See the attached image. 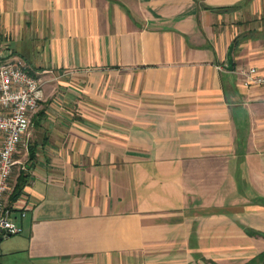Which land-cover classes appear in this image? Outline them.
<instances>
[{"label": "crops", "instance_id": "0c3cea01", "mask_svg": "<svg viewBox=\"0 0 264 264\" xmlns=\"http://www.w3.org/2000/svg\"><path fill=\"white\" fill-rule=\"evenodd\" d=\"M15 61L44 99L0 264H264V87L239 75L264 0H0Z\"/></svg>", "mask_w": 264, "mask_h": 264}, {"label": "built area", "instance_id": "2783aa9c", "mask_svg": "<svg viewBox=\"0 0 264 264\" xmlns=\"http://www.w3.org/2000/svg\"><path fill=\"white\" fill-rule=\"evenodd\" d=\"M27 69L23 61L0 64V236L4 238L23 233L8 198L15 155L29 131L31 115L44 99L42 84ZM239 75L248 88L264 87V72L257 68L243 69Z\"/></svg>", "mask_w": 264, "mask_h": 264}, {"label": "trees", "instance_id": "16d2710c", "mask_svg": "<svg viewBox=\"0 0 264 264\" xmlns=\"http://www.w3.org/2000/svg\"><path fill=\"white\" fill-rule=\"evenodd\" d=\"M24 184H25V178L21 176L13 192V198H14L13 200L17 199L22 194ZM260 258L262 261H264V255L260 256ZM254 262H256V260H254L253 263Z\"/></svg>", "mask_w": 264, "mask_h": 264}, {"label": "water", "instance_id": "95a60500", "mask_svg": "<svg viewBox=\"0 0 264 264\" xmlns=\"http://www.w3.org/2000/svg\"><path fill=\"white\" fill-rule=\"evenodd\" d=\"M233 47H234V45H232L230 47V51H229V54H228V67L227 68L230 71H233V69H234V61H233V50H234V48Z\"/></svg>", "mask_w": 264, "mask_h": 264}]
</instances>
